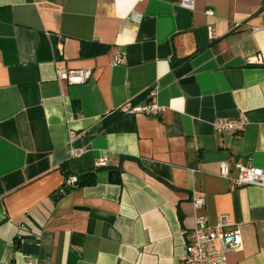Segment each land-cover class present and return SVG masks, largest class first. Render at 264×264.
I'll use <instances>...</instances> for the list:
<instances>
[{
	"label": "crops",
	"instance_id": "1",
	"mask_svg": "<svg viewBox=\"0 0 264 264\" xmlns=\"http://www.w3.org/2000/svg\"><path fill=\"white\" fill-rule=\"evenodd\" d=\"M179 2L0 0V264H182L196 213L239 228L227 264H264V187L219 174L264 168V0ZM153 87L158 114L124 109ZM240 115L241 132L213 131ZM86 171L94 184L55 195Z\"/></svg>",
	"mask_w": 264,
	"mask_h": 264
},
{
	"label": "built area",
	"instance_id": "2",
	"mask_svg": "<svg viewBox=\"0 0 264 264\" xmlns=\"http://www.w3.org/2000/svg\"><path fill=\"white\" fill-rule=\"evenodd\" d=\"M42 1V0H36ZM180 5L192 9L193 0H180ZM211 10H207L206 14H211ZM132 19L139 20L141 14L135 13ZM211 34L212 27H209ZM258 62L260 58L254 57ZM124 62L122 53H118L113 58V65H119ZM56 78L59 81H65L68 84H83L91 76L92 70L89 68L82 69H63L55 70ZM156 88L153 87L148 91V99L140 104H128L125 110L133 113H143L147 115L158 114L162 109L155 99ZM248 119L244 115L235 118H215L211 122L212 129L217 134H236L241 132ZM106 158H99L95 165H106ZM234 172L231 173V166L228 161L219 163V174L229 180L232 189L245 186L255 185L264 187V168L254 166L250 163H235ZM76 181V177L72 176L67 180V184L72 185ZM192 205L195 211L201 209L204 205V198L201 194L192 195ZM233 223L228 214H218L214 224H210L205 215L196 213L193 219L191 229L183 230L185 237V246L182 256V264H227V253L229 251L238 250L242 244V236L238 227H232Z\"/></svg>",
	"mask_w": 264,
	"mask_h": 264
},
{
	"label": "trees",
	"instance_id": "3",
	"mask_svg": "<svg viewBox=\"0 0 264 264\" xmlns=\"http://www.w3.org/2000/svg\"><path fill=\"white\" fill-rule=\"evenodd\" d=\"M91 44L92 43H86V42L82 43L81 49H80V54L82 56H88V55L95 54V53H103L107 51L109 48V46L106 44H94L96 45V50L90 51L89 46ZM75 177H76V181L72 185L67 184V182L63 183L61 185V190L55 193V195L61 196L62 194L72 190L73 187L75 186L78 187V186L91 185V184H94L96 181L95 174L92 171L81 172L77 174ZM118 180H119V176L114 179V181H118Z\"/></svg>",
	"mask_w": 264,
	"mask_h": 264
},
{
	"label": "water",
	"instance_id": "4",
	"mask_svg": "<svg viewBox=\"0 0 264 264\" xmlns=\"http://www.w3.org/2000/svg\"><path fill=\"white\" fill-rule=\"evenodd\" d=\"M27 241H30V240L29 239L28 240L26 239L25 242H27Z\"/></svg>",
	"mask_w": 264,
	"mask_h": 264
}]
</instances>
